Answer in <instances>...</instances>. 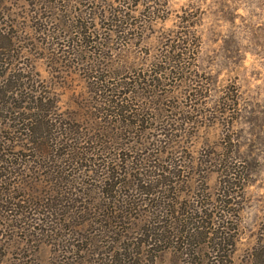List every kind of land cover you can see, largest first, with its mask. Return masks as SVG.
I'll list each match as a JSON object with an SVG mask.
<instances>
[{"label": "rangeland", "instance_id": "rangeland-1", "mask_svg": "<svg viewBox=\"0 0 264 264\" xmlns=\"http://www.w3.org/2000/svg\"><path fill=\"white\" fill-rule=\"evenodd\" d=\"M138 1L126 5L135 17L122 35L108 37L109 48L95 55V63H100L102 75L113 72L119 78L127 73L140 77L149 70L152 76L140 77L146 83L142 92L158 101L165 95L168 120L173 123L180 118L176 126L183 124L184 116L189 119L166 147L171 157L156 162L171 168L177 164L176 175L165 178L159 187L154 183L148 198L138 195V211L114 235L122 234L124 242H94L95 233L87 240L74 241L67 222L58 236L34 232L28 225H38L35 218L41 209H28L33 213L26 214L25 223L13 222L25 230L14 231L2 227L11 222L5 218L7 213H0V264H112L107 252L124 249V256L113 259L116 264L253 263V250L264 240V0H151L145 3V16L144 5ZM42 2L48 7L42 9ZM50 2L0 0V29L10 30L14 37V45L5 50L3 60L0 57V83L9 75L16 79L18 74L29 76L24 80L30 88L49 96L58 114L66 119L89 117L92 122L88 75L93 56L80 47L72 57L76 59L70 60L58 53L54 40L40 33V25L58 15ZM57 24L53 29L64 30L63 22ZM184 32L190 44L183 48L187 55L176 63L169 57L170 45ZM156 76L163 82L157 91L154 83L150 85ZM155 135L151 132L146 137ZM152 147L148 155L157 152L158 146ZM236 171L238 175L233 176ZM32 177L19 181L24 186L36 184L34 200L43 202L48 195L40 175ZM50 179L51 175L49 184ZM91 200L86 203L93 205ZM172 204L182 210L206 208L204 231L209 238H188L183 232L182 240L149 244L142 232L145 216L159 205L168 209ZM214 235L217 239H210ZM221 236H225L222 244ZM184 239L190 245H184Z\"/></svg>", "mask_w": 264, "mask_h": 264}, {"label": "trees", "instance_id": "trees-1", "mask_svg": "<svg viewBox=\"0 0 264 264\" xmlns=\"http://www.w3.org/2000/svg\"><path fill=\"white\" fill-rule=\"evenodd\" d=\"M53 1L50 4L58 15L50 17V23L45 26L40 25L39 31L48 40H54L52 44L59 47L56 48L58 53L70 60L76 59L72 57L80 47L90 51L93 58L89 60L91 99L88 107L95 113L92 112V122L89 117L66 119L54 111L49 96L30 88L24 80L29 76L18 74V80L15 75L5 77L0 83V103L4 101L0 104V117L4 118L3 121L0 119V213H7L5 218L11 223L0 224L14 231L25 230L22 224L14 225L13 222L25 223L29 217L27 213L31 215L32 209H41V217L35 218L38 225H28L34 232L40 230L43 235L58 236L67 222L72 232L69 237L73 235L74 241L87 240L95 233L94 242H124L126 238L122 234L114 235H119V229L128 225L134 211H138V195L148 198L154 183L157 182L159 187L158 183H163L165 178L176 175L177 164L171 168L156 162L171 157L166 147L173 143L176 132L189 119L184 116L183 124L176 126L180 118L173 123L168 120L164 108L166 96H161L162 100L158 101L142 92V84L146 83L140 81V77L145 80L152 76L149 70L141 72L140 77L127 73L119 78L113 72L102 75L100 63H95L98 59L95 55H101L104 48H109L108 37L122 35L125 26L135 17L131 15L132 10L126 11V5L132 4L130 0H116L117 5L108 0ZM140 1L137 3L144 5V13L145 3L151 0ZM40 6L45 9L48 3L42 2ZM37 13L35 17L39 15ZM182 20L188 22L187 17ZM43 22H46L45 18ZM57 22L66 25L64 30L53 29ZM184 35L170 45L169 57L176 63L187 55L183 48L187 49L186 44L190 42ZM4 38L8 43L3 41ZM60 38L62 41L58 42ZM12 39L10 30L0 29L1 60L5 50L14 45ZM160 60V63L165 62ZM151 81L155 91L163 85L158 76ZM192 95L198 94H190V97ZM142 99L145 102H141ZM227 100L232 101V98L228 96ZM151 132L156 134L154 138L146 137ZM152 146L166 149L160 151L157 148V152L148 155ZM236 173L233 176L238 175ZM35 174L40 175L41 185L48 195L43 202L34 200L36 184L24 186L19 181L33 178ZM50 175L51 184L48 183ZM88 199H92L93 205L86 203ZM169 207L168 210L159 205L145 216L142 232L151 242L149 244H161L171 238L182 240L183 232L188 238L201 235L204 239L209 238V232L204 231L206 208L189 210L190 206H187L182 210L174 204ZM61 237L64 238V234ZM219 238L222 244L225 236ZM210 239L216 240L217 236ZM185 240L183 244L190 245L189 240L186 243ZM260 242L253 250L252 264H264V240ZM123 254H126L125 249L120 253L109 251L106 256L116 264L115 257Z\"/></svg>", "mask_w": 264, "mask_h": 264}]
</instances>
